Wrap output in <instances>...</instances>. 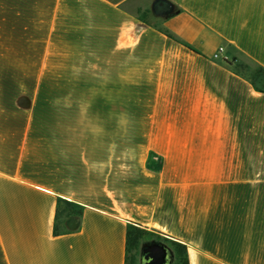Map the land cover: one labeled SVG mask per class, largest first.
<instances>
[{
    "label": "crops",
    "instance_id": "0c3cea01",
    "mask_svg": "<svg viewBox=\"0 0 264 264\" xmlns=\"http://www.w3.org/2000/svg\"><path fill=\"white\" fill-rule=\"evenodd\" d=\"M130 223L264 264V0H0V264H127Z\"/></svg>",
    "mask_w": 264,
    "mask_h": 264
},
{
    "label": "trees",
    "instance_id": "16d2710c",
    "mask_svg": "<svg viewBox=\"0 0 264 264\" xmlns=\"http://www.w3.org/2000/svg\"><path fill=\"white\" fill-rule=\"evenodd\" d=\"M167 14V13H166ZM172 36L171 34H169ZM261 72V69L258 68ZM84 207L76 202L60 198L56 210L54 225L55 234H64L70 230L65 225V220L71 215H82ZM152 237V238H149ZM161 240V236L150 232L146 228L130 223L127 227V264L139 263V250L142 242L147 239ZM175 252V261L173 264H190L188 257L187 245L174 240L166 239ZM163 241V240H162Z\"/></svg>",
    "mask_w": 264,
    "mask_h": 264
},
{
    "label": "water",
    "instance_id": "95a60500",
    "mask_svg": "<svg viewBox=\"0 0 264 264\" xmlns=\"http://www.w3.org/2000/svg\"><path fill=\"white\" fill-rule=\"evenodd\" d=\"M170 9L172 10L166 5L163 13L166 14ZM175 258V252L168 243L153 238L142 242L138 264H173Z\"/></svg>",
    "mask_w": 264,
    "mask_h": 264
},
{
    "label": "rangeland",
    "instance_id": "374dc122",
    "mask_svg": "<svg viewBox=\"0 0 264 264\" xmlns=\"http://www.w3.org/2000/svg\"><path fill=\"white\" fill-rule=\"evenodd\" d=\"M155 12H158V13L162 14L164 11H163V9H158V10L155 11ZM256 72H260V71L257 69ZM250 73H252V72H250ZM256 74H257V73H256ZM256 74H255V75H256ZM259 75L261 76V73H260ZM147 230H149V229H147ZM149 231H150V232H153V231H151V230H149ZM153 233H155V232H153ZM155 234L160 235V234H158V233H155ZM160 236L162 237L161 240H163L164 242L170 244L169 241L166 240V239H170V238H167V237L162 236V235H160ZM149 238H152V237H149Z\"/></svg>",
    "mask_w": 264,
    "mask_h": 264
},
{
    "label": "built area",
    "instance_id": "2783aa9c",
    "mask_svg": "<svg viewBox=\"0 0 264 264\" xmlns=\"http://www.w3.org/2000/svg\"><path fill=\"white\" fill-rule=\"evenodd\" d=\"M223 51H224V47L223 46H220L214 56L215 57H218Z\"/></svg>",
    "mask_w": 264,
    "mask_h": 264
},
{
    "label": "flooded vegetation",
    "instance_id": "af4514ba",
    "mask_svg": "<svg viewBox=\"0 0 264 264\" xmlns=\"http://www.w3.org/2000/svg\"><path fill=\"white\" fill-rule=\"evenodd\" d=\"M165 7H166V4H163V7H162L161 3H159L157 6L158 9H165Z\"/></svg>",
    "mask_w": 264,
    "mask_h": 264
}]
</instances>
